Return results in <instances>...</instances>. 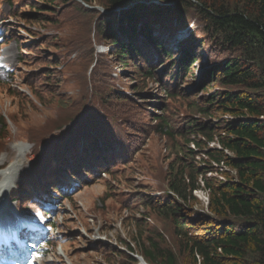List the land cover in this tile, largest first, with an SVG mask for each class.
Returning a JSON list of instances; mask_svg holds the SVG:
<instances>
[{"label": "trees", "instance_id": "trees-1", "mask_svg": "<svg viewBox=\"0 0 264 264\" xmlns=\"http://www.w3.org/2000/svg\"><path fill=\"white\" fill-rule=\"evenodd\" d=\"M81 1L72 0L87 15L95 17L96 31L107 45V57L122 69V74L126 70L127 76L138 82L130 93L138 95L139 102L107 86V103H125L129 105L125 110L144 113L146 103L159 102L151 100V93L143 94L139 78L156 82L166 73L163 83L175 90L172 94L169 87L162 86L161 91L166 96L190 98L188 105L195 112L176 129L162 117L154 119L162 134L180 135L185 140L168 162L167 194L159 200H147V205L158 209L172 226L175 245L167 246L158 239L137 242L134 238L132 245L138 243L139 255L149 264H264V0ZM60 3L31 0L33 11L28 15L34 22H44L43 15L55 11ZM190 14L193 16L188 19ZM192 21L195 39L189 35L175 54L155 33L158 30L173 35ZM195 46L205 48L211 61L186 88L183 85L191 75L193 62L200 59ZM160 66L159 74L156 70ZM13 88L16 86L10 84L7 92L17 94ZM116 114L110 117L113 131L118 121ZM200 117L205 119L199 120ZM0 118L5 130L7 125ZM121 124L131 135L143 133L138 126ZM74 131L83 143L76 146L71 158L81 166L84 161L99 162L96 168L101 174L109 164L97 158L102 149L110 150L104 145L105 134L93 118L87 117L74 125ZM1 139H6V134H0ZM99 139L103 147L98 146ZM212 142L219 148L211 147ZM61 155L55 158L65 166L66 157ZM50 167L48 159L42 160L38 174L26 173L21 185L28 184L29 179L58 182L59 169L47 172ZM60 169L70 171L68 179L74 183L83 184L78 168L74 172L70 167L67 171L65 167ZM82 171L95 176L85 166ZM55 187L59 196L66 197L64 191ZM197 190L208 196L203 208L194 207L199 202L194 195ZM13 196L19 197V191L14 190ZM137 236L141 238V232ZM132 245H125L130 253ZM127 258L128 264H136V258Z\"/></svg>", "mask_w": 264, "mask_h": 264}, {"label": "rangeland", "instance_id": "rangeland-1", "mask_svg": "<svg viewBox=\"0 0 264 264\" xmlns=\"http://www.w3.org/2000/svg\"><path fill=\"white\" fill-rule=\"evenodd\" d=\"M30 2L0 0V27L5 38L3 43L0 42V117L4 116L7 125L5 130L0 128V134L7 135L6 139L0 140V152H3L0 154V170L12 160L22 164L14 184L11 183L7 200H4L5 214H12V209L25 216L34 213L35 204L31 203L27 208L31 200L27 194L19 195L21 201H12L13 189L26 173L38 174L41 161L48 159L51 167L47 172L63 171L62 167L66 171L70 167L74 172L76 167L83 185L75 184L74 192L67 199L59 200L53 196L57 199L51 221L54 224V245L42 264H128L127 254L139 253L137 242L150 243V239L174 247L176 238L172 236V226L158 209L147 205V200L151 197L159 200L167 194L168 162L185 140L180 135L162 134L159 122L154 119L162 117L176 129L195 113L188 105L190 98L166 96L161 91L162 86L169 87L172 94L175 88L163 83L167 77L162 73L156 82L139 78L143 94L151 93L154 97L151 100L159 102L158 105L146 103V114L125 110L129 106L125 103H107L109 98H104L107 86L139 102V96L130 93L138 82L130 79L126 70L124 74L119 72L120 68L107 57V45L96 31L95 17L87 15L72 0H60L55 11L42 14L44 22H34L28 15L33 11ZM192 16L190 14L188 19ZM193 21L187 23L186 28L194 38ZM155 33L162 36L168 48L173 47L174 54L183 48L180 43H169L166 33ZM195 43L199 41L195 40ZM195 47L200 59L193 62L195 68H191V75L183 85L186 88L192 86L196 74L207 69L211 61L205 48ZM9 67L13 69L11 73ZM161 70L160 66L156 72L160 74ZM10 84L16 86L13 89L17 94L7 92ZM114 112L118 113V121L113 131L110 117ZM84 117L93 118L105 134L104 145L110 150L102 149L97 157L109 163L103 174L97 172L99 162L84 161L81 166L82 163L71 159L76 146L83 143L77 138L74 125ZM124 122L128 127L138 126L143 133L131 135L121 124ZM15 144L18 149L25 148L27 156L24 161L18 159V149L13 148ZM97 144L103 147L100 139ZM59 154L66 157L67 167L55 158ZM84 166L94 171L95 176L84 175ZM27 182L24 186L30 189L36 180ZM65 182H68L66 178ZM46 185L51 186L47 181L39 190ZM194 195L199 200L194 207L203 208V201L208 198L206 192L199 190ZM138 232H141V238H138ZM133 238L137 242L132 245ZM127 242L132 245L133 254L126 250ZM41 247L33 249L29 255L42 260L45 247Z\"/></svg>", "mask_w": 264, "mask_h": 264}, {"label": "bare ground", "instance_id": "bare-ground-1", "mask_svg": "<svg viewBox=\"0 0 264 264\" xmlns=\"http://www.w3.org/2000/svg\"><path fill=\"white\" fill-rule=\"evenodd\" d=\"M15 150L18 149L17 144L13 146ZM18 159L21 161H24L25 157L27 156V153L25 152L24 147H20L18 149ZM22 169V164L17 160H12L8 163V165L0 170V198L3 196H8L11 188V183H13L15 176L17 173ZM14 184V183H13ZM14 186V185H13ZM7 200V199H6ZM6 209L7 206L4 201L0 202V226L4 224H10L9 228H12V223H15L16 221H19L20 217L17 215V213L12 209V213L14 218L10 219L6 216ZM10 212V211H9Z\"/></svg>", "mask_w": 264, "mask_h": 264}, {"label": "water", "instance_id": "water-1", "mask_svg": "<svg viewBox=\"0 0 264 264\" xmlns=\"http://www.w3.org/2000/svg\"><path fill=\"white\" fill-rule=\"evenodd\" d=\"M117 10H120L119 8H117Z\"/></svg>", "mask_w": 264, "mask_h": 264}, {"label": "snow or ice", "instance_id": "snow-or-ice-1", "mask_svg": "<svg viewBox=\"0 0 264 264\" xmlns=\"http://www.w3.org/2000/svg\"><path fill=\"white\" fill-rule=\"evenodd\" d=\"M38 215V214H37Z\"/></svg>", "mask_w": 264, "mask_h": 264}]
</instances>
